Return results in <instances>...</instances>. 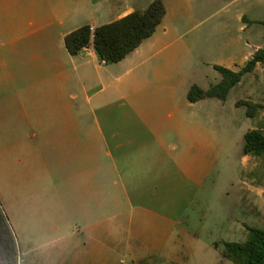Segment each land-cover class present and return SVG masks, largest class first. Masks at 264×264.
I'll return each mask as SVG.
<instances>
[{"label": "rangeland", "instance_id": "374dc122", "mask_svg": "<svg viewBox=\"0 0 264 264\" xmlns=\"http://www.w3.org/2000/svg\"><path fill=\"white\" fill-rule=\"evenodd\" d=\"M154 1L123 0L140 12ZM212 2L195 16L189 10L204 2L179 14L169 2L174 36L120 66L107 63L105 101L90 109V126L80 125L90 131L89 155H77L90 165L88 214L86 202L71 215L55 188L39 184L45 161L69 172L59 141L10 137L20 124L0 123V210L17 264H234L224 244L264 230V159L243 154L246 133L264 131V110L249 118L238 106L255 99L264 106L263 70L245 75L226 101L188 99L193 85L208 91L222 81L216 66L239 72L251 59L231 47L240 27L235 7L194 28L231 0ZM254 15L264 21V10ZM254 44L264 49V35Z\"/></svg>", "mask_w": 264, "mask_h": 264}, {"label": "crops", "instance_id": "0c3cea01", "mask_svg": "<svg viewBox=\"0 0 264 264\" xmlns=\"http://www.w3.org/2000/svg\"><path fill=\"white\" fill-rule=\"evenodd\" d=\"M162 1L167 13L156 33L125 60L114 63L115 65L120 66L126 61L141 57L159 44L167 42L177 32L170 22L171 9L179 14L184 6L189 5L190 8V5L196 4V0ZM198 1L204 3L195 12L188 9L192 16L197 14V10H206L213 3V0ZM208 1L211 2L207 3ZM126 2L0 0V123L20 124L17 129L8 132L7 136L54 139L60 145V149L58 147L56 151H68L69 172H65L68 168L64 170L57 162L49 165L45 161L39 184L47 189L55 188L54 192L70 214L78 213L82 208L81 204L86 202L85 214L90 212V165L83 166V162L80 165L79 156L77 157L85 153L89 155L90 131L83 133L80 125L88 123L90 126V109L94 114V105L105 101L100 96L109 88L106 80L111 75V70L107 68L110 66L106 62L100 60L93 44L80 55H71L66 47V37L83 26H90L94 30L135 12L136 9ZM169 2L174 7L171 8ZM229 7H235L233 16L240 24L238 35L231 39V47L234 50L246 49L245 58L252 59L262 49V45L254 43L259 36L264 35L260 28L264 27V21L256 19L254 14L258 10H264V0H231L229 5L218 8L194 28L228 11ZM184 23L185 20H182L179 25ZM260 69L264 72V65H258L254 72ZM252 102L259 103L256 99ZM85 138V147L80 146L84 144L80 140ZM162 144V152L166 156L170 155L164 140ZM66 145L70 146L65 147ZM107 155L112 156L108 147ZM157 155L156 150L153 156ZM82 160L84 161L83 158ZM86 160L89 161V158ZM125 199L130 204L133 203L130 198ZM93 246L90 245L91 251H94ZM98 250L104 252L106 247L101 246ZM62 251H66V248ZM115 264L126 262L121 259Z\"/></svg>", "mask_w": 264, "mask_h": 264}, {"label": "trees", "instance_id": "16d2710c", "mask_svg": "<svg viewBox=\"0 0 264 264\" xmlns=\"http://www.w3.org/2000/svg\"><path fill=\"white\" fill-rule=\"evenodd\" d=\"M162 0L154 1L145 11H135L113 23L102 25L94 30L83 26L66 37V47L71 55L78 56L92 44L99 58L106 63H119L136 51L147 39L151 38L166 16ZM258 65H264V49H259L248 63L239 71L216 66L222 74V81L210 90L204 91L193 85L188 99L191 103L210 98L226 101L231 90L241 83L243 77L253 73ZM239 107H247V116L255 118L264 110L262 104L240 101ZM244 156L264 159V131L253 129L245 135ZM249 239L243 243H225V256L234 264H264V230L251 228ZM0 262L17 264V249L13 235L0 210Z\"/></svg>", "mask_w": 264, "mask_h": 264}, {"label": "built area", "instance_id": "2783aa9c", "mask_svg": "<svg viewBox=\"0 0 264 264\" xmlns=\"http://www.w3.org/2000/svg\"><path fill=\"white\" fill-rule=\"evenodd\" d=\"M0 264H2V263L0 262Z\"/></svg>", "mask_w": 264, "mask_h": 264}]
</instances>
